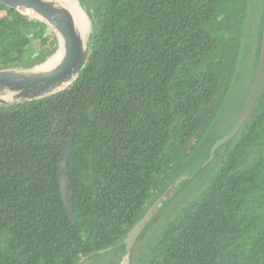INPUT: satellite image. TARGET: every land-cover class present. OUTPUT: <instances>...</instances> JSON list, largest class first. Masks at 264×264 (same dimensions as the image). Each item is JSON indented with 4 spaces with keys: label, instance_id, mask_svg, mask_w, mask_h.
Masks as SVG:
<instances>
[{
    "label": "trees",
    "instance_id": "16d2710c",
    "mask_svg": "<svg viewBox=\"0 0 264 264\" xmlns=\"http://www.w3.org/2000/svg\"><path fill=\"white\" fill-rule=\"evenodd\" d=\"M92 2L78 77L50 96L0 105V264H81L108 247L114 260L96 264H119L131 226L208 158L249 93L264 0L254 26L255 0ZM251 44L244 97L216 133ZM57 49L48 25L0 4V69H32ZM214 157L211 181L171 210L174 196L164 202L127 264H264V81Z\"/></svg>",
    "mask_w": 264,
    "mask_h": 264
},
{
    "label": "water",
    "instance_id": "95a60500",
    "mask_svg": "<svg viewBox=\"0 0 264 264\" xmlns=\"http://www.w3.org/2000/svg\"><path fill=\"white\" fill-rule=\"evenodd\" d=\"M0 4L48 25L57 36V51L61 50L59 61L50 68H40L48 61V58L43 64L32 69H0V105L35 101L50 96L69 86L78 77L89 56L91 32L83 35L75 22L73 12L60 0H0ZM84 14L86 16L85 12ZM263 81L264 8L258 62L249 93L232 125L225 131L222 137L218 138L211 145L208 158L195 172L209 163L214 158L216 150L231 140L243 126L256 104ZM64 160L65 152L61 158V167ZM185 175V173H181L177 176L146 209L142 217L128 230L122 242L125 251L124 256L127 258V261L129 260L136 240L144 228L157 215L162 204L175 195L177 185ZM61 185L63 186V177H61ZM63 198L67 203L65 192H63ZM109 250H111V247L100 250L98 253Z\"/></svg>",
    "mask_w": 264,
    "mask_h": 264
},
{
    "label": "rangeland",
    "instance_id": "374dc122",
    "mask_svg": "<svg viewBox=\"0 0 264 264\" xmlns=\"http://www.w3.org/2000/svg\"><path fill=\"white\" fill-rule=\"evenodd\" d=\"M76 1L81 7V9L88 15V16L86 15V17L88 19L90 32H91L92 24L89 16L91 15V12H93V2L92 0H76ZM258 1L259 0H255L253 14L251 18V25L253 26L255 24V17L257 15L256 12L259 6ZM248 38L251 39V34L248 36ZM252 58H253V46L251 44L248 47L245 46L241 52V64L238 69L237 76L234 80V84L226 99L225 105L219 114L221 121L220 124H218L217 127L215 128L216 133H220L224 129V126L227 124V122L231 120V117L233 116V114L241 104V101L244 97L246 87L251 75ZM217 160H218L217 157H214L209 163H207L197 172H195V170L198 167L192 170L191 166H189L184 170V173L186 175L181 179V181L177 185L176 193L173 199H171V201L166 204L170 210L172 209L173 206H175V204H177L180 201H183L189 195L195 194L201 187L206 186L211 181L212 175L217 167ZM112 255L113 254L109 250L103 253H98V255H95L94 258L88 262L85 261L86 259H83L80 263L84 264L86 262L85 264H96L102 261H106L109 258L114 260ZM127 262H128L127 258L123 256L119 264H127Z\"/></svg>",
    "mask_w": 264,
    "mask_h": 264
},
{
    "label": "bare ground",
    "instance_id": "6f19581e",
    "mask_svg": "<svg viewBox=\"0 0 264 264\" xmlns=\"http://www.w3.org/2000/svg\"><path fill=\"white\" fill-rule=\"evenodd\" d=\"M63 1L69 9L74 14L75 17V22L83 35H87L90 33V27H89V22L87 17L85 16L84 12L80 9L79 4L77 3L76 0H60ZM78 19H77V18ZM61 56V50L57 51L51 58L48 59V61L42 65L40 68L41 69H46L54 66L60 59Z\"/></svg>",
    "mask_w": 264,
    "mask_h": 264
}]
</instances>
